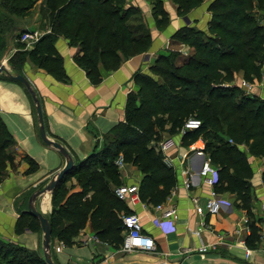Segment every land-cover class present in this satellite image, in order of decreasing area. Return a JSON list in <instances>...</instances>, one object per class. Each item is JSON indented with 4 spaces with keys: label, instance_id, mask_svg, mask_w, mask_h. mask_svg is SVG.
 <instances>
[{
    "label": "trees",
    "instance_id": "16d2710c",
    "mask_svg": "<svg viewBox=\"0 0 264 264\" xmlns=\"http://www.w3.org/2000/svg\"><path fill=\"white\" fill-rule=\"evenodd\" d=\"M36 1L0 0L1 48L6 44L4 36L13 27V16L28 13ZM175 1L183 15L202 2ZM153 5L155 16L160 17L158 22H164L166 14L160 0H154ZM210 11L212 19L207 31L187 25L178 35L179 42L192 49L189 58L177 65L178 55L169 52L167 57L156 59L149 75H137L139 89L128 96L124 121L105 136L101 156L94 153L85 160H76L73 169L58 182L51 193V212L45 216L51 226L50 244L54 237L71 244L87 222L98 238L121 243L120 214L130 212L113 193L119 186L114 161L121 154L125 163L143 174L139 186L143 203H162L175 187L177 176L155 150L154 143L160 141L163 128L176 134L188 118L200 120L201 126L186 131L181 146L199 138L203 141L205 153L218 168L216 191L233 194L239 208L250 216L252 170L248 155L264 157V99L224 83H231L235 72H242L244 80L251 84L263 76L264 0H213ZM37 12L46 33L32 51L17 50L11 56L9 65L15 75L21 74L23 65L29 62L63 79L61 59L54 49L56 40L63 37L79 48L75 63L97 83L98 63L106 69H116L123 59L144 52L150 43L149 31L139 23L140 13L126 6V0H43ZM23 30L13 38L18 41ZM11 145L12 136L0 116V182L6 177V170H15L19 163ZM26 160L28 171L33 172L36 164ZM261 178L264 183V172ZM70 180L80 191L66 187ZM248 224L253 230L252 223ZM39 227L38 221L24 211L16 231L36 232ZM0 264L45 261L34 251L0 240Z\"/></svg>",
    "mask_w": 264,
    "mask_h": 264
},
{
    "label": "crops",
    "instance_id": "0c3cea01",
    "mask_svg": "<svg viewBox=\"0 0 264 264\" xmlns=\"http://www.w3.org/2000/svg\"><path fill=\"white\" fill-rule=\"evenodd\" d=\"M212 1L202 0L183 15L175 0H160L166 19L159 23L160 17H156L153 10L154 0H126V6L140 13L139 23L149 31V46L144 52L123 59L116 69H106L98 63L97 83H93L75 63V57L80 54L79 48L71 46L63 37L54 43V49L61 59L63 79L29 62L23 65L21 75L29 81L40 101L46 136L66 149L74 165L76 160H85L94 153L101 156L105 136L115 125L124 121L128 96L139 89L136 76L149 75L159 56H166L172 46L183 44L178 40L181 30L190 25L207 31L212 19ZM261 23L264 26V18ZM6 77L5 73H0V116L12 136L15 147V152H12L19 163L15 170L8 168L6 177L0 182V240L43 256L40 227L36 232H17L16 226L21 213L27 211V195L39 187H46L55 173L64 167L66 159L41 141L34 104L28 91L19 83L6 80ZM261 82L252 84L251 93L264 99V75ZM171 139L175 146L168 152L171 164H166L176 173V190L173 193L174 187L162 203L176 209V220L162 221L159 214L153 211V205L142 207L140 203H124L130 213L140 218L143 232L155 242V250L124 252L121 248L123 231L120 233L122 241L117 244L98 238L87 222L71 244H65L57 237L52 239L50 245L54 264H264V183L261 178L264 157L248 155L252 170L250 216L239 208L235 196L228 192H218L226 204L217 215L200 216L194 212L191 197H196L203 205L209 189L197 175L192 178L190 189H184L179 170L182 160V167L197 171L201 158L188 153L181 146L180 137ZM242 149L246 150L244 147ZM26 158L36 164L33 172L28 171ZM124 164L119 173L132 167L135 174L122 185L140 186L142 177L136 174V168L132 164ZM72 191H80V188ZM51 193L47 192L35 203L36 209L44 216L51 212ZM121 215L123 213L120 218ZM155 218L159 219L158 226L154 224ZM244 218L252 223L253 230L249 224H243ZM196 231L200 232L203 243L208 246V251L203 255L197 251L199 243ZM91 235L97 240L86 242ZM60 242L64 247L56 253L53 247Z\"/></svg>",
    "mask_w": 264,
    "mask_h": 264
},
{
    "label": "built area",
    "instance_id": "2783aa9c",
    "mask_svg": "<svg viewBox=\"0 0 264 264\" xmlns=\"http://www.w3.org/2000/svg\"><path fill=\"white\" fill-rule=\"evenodd\" d=\"M42 35L43 34L39 33V31L33 29H25L19 34L18 40L24 42L27 47H30V45H34L35 43H37ZM234 85L238 86L245 94H252V84L245 81L244 79L239 80ZM200 126V120L195 118L186 119L183 123V126L179 130L180 139L186 133V131L199 129ZM228 142L230 144L233 143L231 139H229ZM154 145L155 150L159 151L164 156V161L171 164V159L168 156V152L175 146V142L172 139H165L154 143ZM186 149L188 153L193 154L195 157L201 158V163L197 171H195L192 168L182 167L183 161H180L181 167L179 170V174L182 178V186L184 187V189L189 190L192 184V178L194 177V175H197V177L201 179L202 183L206 187H208L209 192L208 197L203 205L199 204V201L196 197H191V202L194 206V212L200 216H215L222 210V207L226 204L216 191V186L219 183L218 168L212 164L210 157L205 153V145L200 138L189 144ZM114 165L118 170L123 169L124 161L121 154H119L114 161ZM175 190L176 187L173 189V193L175 192ZM113 193L118 200L122 201L126 205H136L140 203L142 207L148 206L146 203H143L140 200L139 186L136 184L119 185L113 189ZM152 209L159 214V219H161L162 221L171 222L175 221L177 218L176 209L174 207H167L164 205V203L153 205ZM159 219H154V224L156 226L160 224ZM120 221L121 229L124 234L121 248L124 252H153L155 250V242L151 236L143 232L138 215H136L135 213L123 214L121 215ZM243 224H248V220L246 218H244ZM195 235L199 243L197 251L199 254L203 255L208 251V246L203 243L199 231H196ZM219 235L220 234H217V236ZM94 240H97V238L91 235L87 237L86 242ZM63 247V242H60L58 245L53 247V250L54 252L58 253L62 250Z\"/></svg>",
    "mask_w": 264,
    "mask_h": 264
},
{
    "label": "rangeland",
    "instance_id": "374dc122",
    "mask_svg": "<svg viewBox=\"0 0 264 264\" xmlns=\"http://www.w3.org/2000/svg\"><path fill=\"white\" fill-rule=\"evenodd\" d=\"M31 1H33V0H31ZM42 1L43 0L36 1V4L33 5V7L31 8V10L28 13L21 14L18 16H13L14 17L13 18L14 19L13 27L11 29H9V31H7V34L4 36L6 44H5L4 48H1V46H0V66H3L4 68H8V70L10 71V74H12V75H15V73L11 70V66L9 65V59L11 58V56L17 50L32 51L35 48V44H36L35 43L34 45H30V47H27V45L24 42H22L20 40L17 41L15 38H13L14 35L16 33H19L21 30L26 29V27L31 28V29L36 30V31H39V33H42V34L46 33V32H44V30L42 29V27L40 25V16H39V13L37 12L39 5ZM34 3H35V1H34ZM11 31H12V34L14 33L12 36H11ZM169 52L178 55L176 58V64L179 65L182 63V61L189 58V56L192 54V49L187 44L183 43V44H180L179 46H177V45L172 46V48L166 52L167 53L166 57L169 55ZM48 66H51V64H47V67ZM160 67H162L163 69L166 68L164 63H160ZM263 71H264V67H263ZM240 74H241V76H240ZM178 75H181V74L179 73ZM263 75H264V73H263ZM160 77H161V79H164V77H162V76H160ZM232 78H233V81L231 83L229 82V83H224V84H228L229 86L234 85L239 80L244 79L243 73L242 72H235V73H233ZM261 81H262V77H261L259 82H254L253 84H256V83L260 84V83H262ZM159 133H160L161 138L169 137L168 139H171V138L177 139V137L179 138V136H180L179 131L176 134L169 133L168 127L163 128L161 130V132H159ZM10 149H11V151L13 150L15 152V147H13V145H11ZM123 161H124V159H123ZM127 164H129V163H127ZM130 166H132V165H130ZM123 168H124V166H123ZM135 168L137 170L136 174L139 175V177L143 178L144 177L143 174L137 169V167H135ZM134 174H135V171L133 170L132 167H130L126 172L124 171L122 173H119L118 183H116V186L124 184L123 182H125L128 178H130ZM142 178H141V180H142ZM73 185H74V188H73ZM66 187L69 188L70 190H73V189L75 190V188H77L78 186L75 184L74 180H70L69 182L66 183Z\"/></svg>",
    "mask_w": 264,
    "mask_h": 264
},
{
    "label": "water",
    "instance_id": "95a60500",
    "mask_svg": "<svg viewBox=\"0 0 264 264\" xmlns=\"http://www.w3.org/2000/svg\"><path fill=\"white\" fill-rule=\"evenodd\" d=\"M0 73H5L9 81L19 83L28 91L31 100L34 104L37 124H38V134L41 141L45 145L50 146L53 149L57 150L66 159L64 167L55 173V175L49 181L48 185H46V187L42 189H37L33 193H31L27 201V213L38 221L42 232L41 245H42L43 259L45 261V264H54L51 257V245H50L51 226L48 219L36 209L35 203L39 197H42L47 192H52L54 190V188L57 186L58 182L63 178V176L73 169L74 162L71 156L69 155V153L60 143L51 140L46 136L40 101L38 100L36 93L32 89L29 81L21 74H17V75L10 74L7 71V69L4 68L3 66H0Z\"/></svg>",
    "mask_w": 264,
    "mask_h": 264
}]
</instances>
